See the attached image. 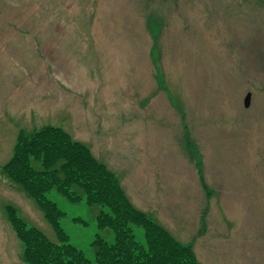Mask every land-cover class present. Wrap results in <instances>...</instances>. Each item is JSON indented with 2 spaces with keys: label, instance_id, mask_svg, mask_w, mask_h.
Returning a JSON list of instances; mask_svg holds the SVG:
<instances>
[{
  "label": "rangeland",
  "instance_id": "1",
  "mask_svg": "<svg viewBox=\"0 0 264 264\" xmlns=\"http://www.w3.org/2000/svg\"><path fill=\"white\" fill-rule=\"evenodd\" d=\"M45 124L199 263L264 264V0H0V264H26L6 205L58 240L1 171ZM49 198L87 257L96 234L113 241L99 205Z\"/></svg>",
  "mask_w": 264,
  "mask_h": 264
},
{
  "label": "trees",
  "instance_id": "2",
  "mask_svg": "<svg viewBox=\"0 0 264 264\" xmlns=\"http://www.w3.org/2000/svg\"><path fill=\"white\" fill-rule=\"evenodd\" d=\"M1 171L34 200L58 238L52 240L23 218L16 206L6 205L26 264H201L191 248L130 202L108 164L62 126L21 129ZM53 190L73 203L85 199L89 205L100 206L98 227L110 228L114 238L110 242L96 234L94 260L70 241L61 223L66 212L49 198ZM135 227L145 230L144 242L137 238Z\"/></svg>",
  "mask_w": 264,
  "mask_h": 264
},
{
  "label": "water",
  "instance_id": "3",
  "mask_svg": "<svg viewBox=\"0 0 264 264\" xmlns=\"http://www.w3.org/2000/svg\"><path fill=\"white\" fill-rule=\"evenodd\" d=\"M247 97H248V98H247V100H246V104H249V102H250V98H251V97H250V95H248Z\"/></svg>",
  "mask_w": 264,
  "mask_h": 264
}]
</instances>
